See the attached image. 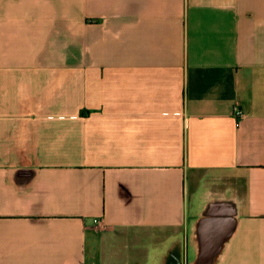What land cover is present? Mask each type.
<instances>
[{"label": "crops", "instance_id": "0c3cea01", "mask_svg": "<svg viewBox=\"0 0 264 264\" xmlns=\"http://www.w3.org/2000/svg\"><path fill=\"white\" fill-rule=\"evenodd\" d=\"M0 264H264V0H0Z\"/></svg>", "mask_w": 264, "mask_h": 264}, {"label": "built area", "instance_id": "2783aa9c", "mask_svg": "<svg viewBox=\"0 0 264 264\" xmlns=\"http://www.w3.org/2000/svg\"><path fill=\"white\" fill-rule=\"evenodd\" d=\"M233 114L238 120L243 119L245 116L244 112L239 108V106L237 104L234 105V107H233ZM93 222L98 223V220L94 219Z\"/></svg>", "mask_w": 264, "mask_h": 264}, {"label": "rangeland", "instance_id": "374dc122", "mask_svg": "<svg viewBox=\"0 0 264 264\" xmlns=\"http://www.w3.org/2000/svg\"><path fill=\"white\" fill-rule=\"evenodd\" d=\"M212 217L214 218V220H216L215 218H217V216H212ZM220 218H221V217H220ZM214 220H213V221H214Z\"/></svg>", "mask_w": 264, "mask_h": 264}]
</instances>
